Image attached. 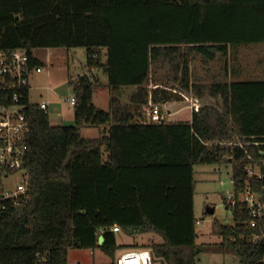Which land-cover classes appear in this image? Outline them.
<instances>
[{"label": "trees", "instance_id": "trees-1", "mask_svg": "<svg viewBox=\"0 0 264 264\" xmlns=\"http://www.w3.org/2000/svg\"><path fill=\"white\" fill-rule=\"evenodd\" d=\"M256 45H264V0H0V50L24 49L43 67L34 51L82 48L87 71L67 75L73 127L51 126L36 104L26 110L29 200L0 210V264H68L72 249H98L110 264L127 249L148 250L156 264H197L205 252L263 264L264 217L250 226L241 196L264 202V68L243 80L228 68L238 48ZM195 58L222 60V79L204 84ZM99 74L111 90L107 111L93 104ZM123 88L134 89L127 105ZM183 93L220 107L192 108L186 122L143 118L149 104ZM86 127L103 132L85 139ZM196 166L230 168L232 224L214 220L215 244L196 243ZM120 233L157 240L120 245Z\"/></svg>", "mask_w": 264, "mask_h": 264}, {"label": "rangeland", "instance_id": "rangeland-1", "mask_svg": "<svg viewBox=\"0 0 264 264\" xmlns=\"http://www.w3.org/2000/svg\"><path fill=\"white\" fill-rule=\"evenodd\" d=\"M34 56L43 63L42 72L33 74L30 79V97L33 103L46 101L48 105L47 113L51 126H61L62 122L72 118V107L62 102L64 98H69L71 90L68 86L67 75L76 78L87 73L85 68V54L82 48L72 49H45L34 51ZM229 58V71L235 69L238 71L236 79H256L261 78L264 68V45L249 47H240L235 54ZM102 60H104L102 58ZM223 61L217 59L213 62L205 63L195 58L192 71L200 78L204 84H210L215 79H222ZM228 71V72H229ZM228 80L234 79L231 76ZM107 81L103 75H98V84L95 88L93 104L99 108L105 109L107 93ZM106 86V87H105ZM124 101H128L131 95L129 90L122 91L120 96ZM174 101L164 105L157 106L160 113L165 117L164 122H175L174 120H185L191 116L192 108H199L204 105H215L220 107L218 100L205 97L197 99L193 94L183 93L178 95ZM127 98V100H126ZM166 112L174 114L173 117H167ZM171 116V115H170ZM98 127H86L81 130V136L85 139L96 138L101 135ZM17 177H11L3 181L4 188L15 185ZM194 215L199 224L196 225L197 238L196 243L215 244L219 238L214 233V220L223 225H231V213L225 208L223 196L232 191L230 181V168L227 166H196L194 174ZM208 208H213L212 216L205 217L203 214ZM157 239L150 235H137L127 237L120 233L117 235V242L120 245H126L135 241L139 244H148ZM123 250L116 252L119 254ZM69 251L68 264H110L111 260L98 249L93 250ZM197 264H238V260L231 254H219L214 252L202 253Z\"/></svg>", "mask_w": 264, "mask_h": 264}, {"label": "built area", "instance_id": "built-area-1", "mask_svg": "<svg viewBox=\"0 0 264 264\" xmlns=\"http://www.w3.org/2000/svg\"><path fill=\"white\" fill-rule=\"evenodd\" d=\"M41 72L42 67L31 64L28 53L24 49L0 50V170L2 171L0 210L2 211L18 207L29 200L28 172L24 166L27 151L25 135L28 128L26 110L35 104L44 111L48 109L46 101L33 103L30 97L31 76ZM62 102L72 108L75 105L72 95L64 98ZM164 118L158 107L149 104L146 122L159 124L164 122ZM248 172L250 175H255L257 179L262 177L259 172L251 170ZM11 177H17L15 185L4 188L3 181ZM223 198L225 205L235 204L232 192ZM241 201L249 210L250 226L254 227L264 217V202L261 197L250 191H246L241 196ZM110 231L117 233L119 228L113 226ZM114 264L156 263L146 249H127L116 256Z\"/></svg>", "mask_w": 264, "mask_h": 264}, {"label": "crops", "instance_id": "crops-1", "mask_svg": "<svg viewBox=\"0 0 264 264\" xmlns=\"http://www.w3.org/2000/svg\"><path fill=\"white\" fill-rule=\"evenodd\" d=\"M38 59V58H37ZM39 60V59H38ZM106 86H107V84H106ZM105 86V87H106ZM125 90H129V93H132L133 91H134V89L133 88H123V89H121V91L119 92L120 94H121V92L122 91H125ZM105 95H106V98H107V101H106V106H105V109H103V108H99V107H97V106H95L96 108H98V109H100V110H103V111H107L108 110V107H109V100H110V97H111V90L109 89V88H107V93H105ZM120 101H121V104L122 105H127V103H128V101L126 102V101H124L123 100V98H122V95H121V97H120V99H119ZM126 100H127V98H126ZM94 102V101H93ZM149 107V106H148ZM149 109V108H148ZM148 109H144L143 111H142V116H143V118H146V120H147V113H148ZM166 115H167V117H173V119H174V114H169V112H166ZM171 115V116H170ZM69 120H73L72 118H70ZM190 120V117L188 118V119H186L185 121H189ZM175 122H179V121H181V120H174ZM101 130H99V131H101V133L103 132V128H100ZM224 197V196H223ZM118 253V252H117ZM91 254V253H90ZM92 254H93V252H92ZM118 255V254H117Z\"/></svg>", "mask_w": 264, "mask_h": 264}, {"label": "water", "instance_id": "water-1", "mask_svg": "<svg viewBox=\"0 0 264 264\" xmlns=\"http://www.w3.org/2000/svg\"><path fill=\"white\" fill-rule=\"evenodd\" d=\"M61 126L62 127H65V128L73 127L74 126V121L73 120H65V121L62 122ZM213 212H214V209L213 208H208L206 210V213L209 214V215L213 214ZM102 242H103V237L102 236H99V238H98V245H101Z\"/></svg>", "mask_w": 264, "mask_h": 264}]
</instances>
